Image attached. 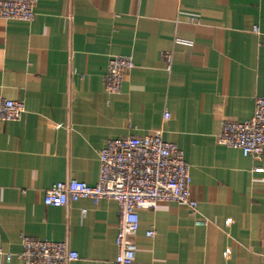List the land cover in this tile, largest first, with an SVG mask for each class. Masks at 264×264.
<instances>
[{"label": "crops", "instance_id": "0c3cea01", "mask_svg": "<svg viewBox=\"0 0 264 264\" xmlns=\"http://www.w3.org/2000/svg\"><path fill=\"white\" fill-rule=\"evenodd\" d=\"M118 56L133 69L108 95ZM0 96L25 109L0 122V244L11 255L0 264H20L21 237L66 242L70 264H112L116 203L45 207L44 191L95 186L107 140L156 130L183 153L197 213L139 211L137 262L264 264V149L254 159L216 142L222 122L248 121L264 98V0H39L32 22L0 20Z\"/></svg>", "mask_w": 264, "mask_h": 264}, {"label": "built area", "instance_id": "2783aa9c", "mask_svg": "<svg viewBox=\"0 0 264 264\" xmlns=\"http://www.w3.org/2000/svg\"><path fill=\"white\" fill-rule=\"evenodd\" d=\"M39 0H0V20L30 23L35 16ZM256 32V30H254ZM162 59L166 70L171 65V55ZM133 69L128 57H113L106 66L103 87L108 95L122 91L123 79ZM25 112L19 101H9L0 96V122H17ZM168 115H163V121ZM216 142L227 149L238 151L243 157L259 159L264 149V98L255 100L252 117L245 122L221 123ZM99 172L95 186L67 179L44 191L45 207L62 208L80 200L97 205L102 200L114 201L118 207L115 247L112 264H141L135 256L133 239L138 231V212L154 210L160 203H178L192 214L197 213V203L188 189L189 167L183 153L174 144L164 142L162 131L151 135L128 136L107 140L98 154ZM197 226H206L201 220ZM153 232L146 233L152 238ZM0 256L9 263L11 255L2 251ZM20 264H70L78 260L66 242L32 240L21 237V250L15 255Z\"/></svg>", "mask_w": 264, "mask_h": 264}]
</instances>
